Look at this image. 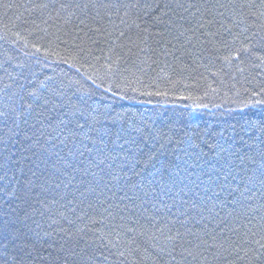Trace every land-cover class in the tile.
Returning <instances> with one entry per match:
<instances>
[{
  "label": "trees",
  "instance_id": "obj_1",
  "mask_svg": "<svg viewBox=\"0 0 264 264\" xmlns=\"http://www.w3.org/2000/svg\"><path fill=\"white\" fill-rule=\"evenodd\" d=\"M262 122L264 0H0V264H264Z\"/></svg>",
  "mask_w": 264,
  "mask_h": 264
},
{
  "label": "snow or ice",
  "instance_id": "obj_2",
  "mask_svg": "<svg viewBox=\"0 0 264 264\" xmlns=\"http://www.w3.org/2000/svg\"><path fill=\"white\" fill-rule=\"evenodd\" d=\"M85 123H87V118H85ZM84 126V124L77 122V127L84 128ZM253 127L257 126L253 125ZM137 131L142 132L141 129H137ZM257 131L259 135L256 136L253 144L249 145V147H257L258 142L261 160L264 161V122H262L261 125L257 127ZM105 137H108V139L106 140ZM89 139L92 141V147L89 149L88 145H84V148L88 149L90 153L96 154V159L93 161V163H96L97 166L104 164L105 161H116L118 159H120L121 162L126 165L129 156L133 157L137 163L141 162L144 156H147V160L144 161L146 166L155 159V156L151 153V151L145 152L147 141L143 139V136L140 138L133 137L129 139L124 135L122 130H117L115 133V138H113L109 132H103L96 139H92L91 137H89ZM121 140H123V143L120 142ZM142 140L143 145L141 144ZM110 144L112 147H109ZM53 147L56 148V145H53ZM73 147L76 150L75 152H72V149H69L70 154L75 155L76 153H79L80 156L84 155V152L81 151L80 148H77L75 144H73ZM121 153H123V156H121ZM53 155L57 157V160L63 159V157L60 155L59 149L55 151ZM81 163H83V161H81ZM53 167H55V161L53 162ZM153 167H155V165H153Z\"/></svg>",
  "mask_w": 264,
  "mask_h": 264
}]
</instances>
